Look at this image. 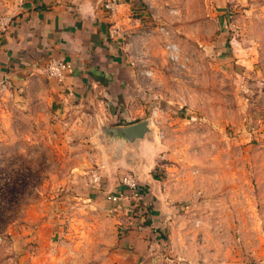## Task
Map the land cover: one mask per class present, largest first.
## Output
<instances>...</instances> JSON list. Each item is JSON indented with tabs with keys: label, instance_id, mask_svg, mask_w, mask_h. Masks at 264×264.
Returning a JSON list of instances; mask_svg holds the SVG:
<instances>
[{
	"label": "rangeland",
	"instance_id": "1",
	"mask_svg": "<svg viewBox=\"0 0 264 264\" xmlns=\"http://www.w3.org/2000/svg\"><path fill=\"white\" fill-rule=\"evenodd\" d=\"M124 1L147 84L129 121L151 133L128 145L102 109L0 86V264H134L123 233L148 215L138 264H264V0ZM125 175L132 208L93 187Z\"/></svg>",
	"mask_w": 264,
	"mask_h": 264
},
{
	"label": "crops",
	"instance_id": "2",
	"mask_svg": "<svg viewBox=\"0 0 264 264\" xmlns=\"http://www.w3.org/2000/svg\"><path fill=\"white\" fill-rule=\"evenodd\" d=\"M104 1L5 0V25L0 24V86H21L30 99H43L53 111H62L67 105L102 109L113 128L142 121H129L137 116L134 111L142 112L146 95L141 90L147 86L142 73L130 63L122 36L128 28L129 5L119 0L110 14L103 8ZM50 59L68 63L71 71L61 79L47 77L42 69ZM95 178L93 187L99 189L102 183L105 196L123 189L114 178ZM144 184L147 188L149 181ZM154 196L148 191L149 202ZM127 201L122 205L132 208ZM156 212L157 208L150 209L151 220L158 217ZM145 218V223L144 218L128 222L123 233L124 246L136 243L130 255L134 264L143 261L142 246L150 245L143 235L149 215Z\"/></svg>",
	"mask_w": 264,
	"mask_h": 264
},
{
	"label": "built area",
	"instance_id": "3",
	"mask_svg": "<svg viewBox=\"0 0 264 264\" xmlns=\"http://www.w3.org/2000/svg\"><path fill=\"white\" fill-rule=\"evenodd\" d=\"M118 5L119 0H105L103 2V8L110 14H113L116 11ZM1 24L5 25L4 21L1 22ZM116 31L117 29L113 30L114 33H116ZM166 49L171 58H178L177 51L174 46L168 45ZM70 71L71 66L68 63L56 59L48 60L45 67L42 69L43 74H45L47 77H55L58 79H61L66 72L69 73ZM153 114L155 115L156 112ZM96 180L97 178L94 177V181ZM121 185L123 186V190L117 195H107L106 199L108 201L116 203L119 201L129 200V198L133 201H142V194L139 191L138 183L133 176H123L121 179Z\"/></svg>",
	"mask_w": 264,
	"mask_h": 264
},
{
	"label": "water",
	"instance_id": "4",
	"mask_svg": "<svg viewBox=\"0 0 264 264\" xmlns=\"http://www.w3.org/2000/svg\"><path fill=\"white\" fill-rule=\"evenodd\" d=\"M102 132L106 138L118 140L128 145H133L139 140H143L151 133L148 119L125 127H102Z\"/></svg>",
	"mask_w": 264,
	"mask_h": 264
}]
</instances>
